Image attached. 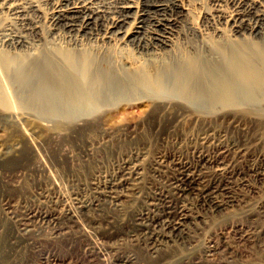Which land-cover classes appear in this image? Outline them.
I'll return each mask as SVG.
<instances>
[{"label":"rangeland","instance_id":"rangeland-1","mask_svg":"<svg viewBox=\"0 0 264 264\" xmlns=\"http://www.w3.org/2000/svg\"><path fill=\"white\" fill-rule=\"evenodd\" d=\"M31 1L40 8L28 9L25 27L36 24L49 44L76 47L68 32L51 33L53 6ZM179 1L187 14L177 21V43L190 27L208 32L211 16L220 13L223 22L234 10L230 0ZM2 3L0 23L12 22L39 43ZM83 40L91 49L98 44ZM129 48L122 51L138 55ZM144 99L107 102L85 115L98 119L93 124L0 108V264H155L141 223L168 208L172 218H183V238L156 228L165 234L157 242L167 244L171 264H264V113L229 111V119L196 108L164 113ZM199 155L218 156L223 168L194 170L199 185L182 193L173 179L183 161L192 164ZM127 165L137 167L129 183L104 191ZM213 178L224 188L215 194L223 204L218 210L198 191Z\"/></svg>","mask_w":264,"mask_h":264},{"label":"bare ground","instance_id":"bare-ground-1","mask_svg":"<svg viewBox=\"0 0 264 264\" xmlns=\"http://www.w3.org/2000/svg\"><path fill=\"white\" fill-rule=\"evenodd\" d=\"M45 1L53 6L51 33L68 32L76 47L61 46L55 40L49 44L43 41L45 33L36 24L25 27L28 9L38 7L36 3L3 0L4 7L40 42L32 43L24 31L13 30L12 22L6 19L0 23V108L26 107L49 117V121L75 119L92 124L98 119L85 115L118 99L131 102L145 98L160 112L189 108L216 114L220 111L224 113L217 115L228 119L229 111L264 113V0H230L234 10L223 22L217 13L209 18L208 32L190 27L181 43L173 41L177 21L187 14L179 0ZM220 1L214 3L219 5ZM83 39L98 44L91 49L83 46ZM129 45L138 55L122 51L126 46L130 49ZM9 47L18 50L12 52ZM218 158L213 155L204 160L199 155L192 164L183 161L173 179L175 186L183 193L192 182L198 184L192 176L194 170L204 172L208 165L220 170L223 167H219ZM117 171L104 184L107 193L129 183L137 167L127 165ZM213 179L206 180L198 191L218 210L223 204L215 194L224 188L219 179ZM162 211L157 217L148 216L141 225L152 241L149 254L155 264H171L167 244L157 242L165 234L159 235L156 228L169 229V237H182L183 218H172L169 208Z\"/></svg>","mask_w":264,"mask_h":264}]
</instances>
